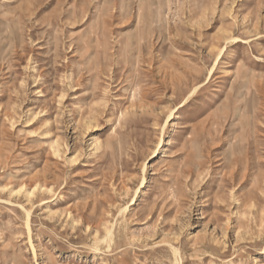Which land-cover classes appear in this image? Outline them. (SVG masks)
<instances>
[{
  "label": "rangeland",
  "instance_id": "1",
  "mask_svg": "<svg viewBox=\"0 0 264 264\" xmlns=\"http://www.w3.org/2000/svg\"><path fill=\"white\" fill-rule=\"evenodd\" d=\"M0 264H264V0H0Z\"/></svg>",
  "mask_w": 264,
  "mask_h": 264
}]
</instances>
